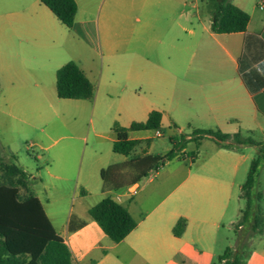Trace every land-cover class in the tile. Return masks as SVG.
I'll use <instances>...</instances> for the list:
<instances>
[{
  "label": "crops",
  "instance_id": "obj_1",
  "mask_svg": "<svg viewBox=\"0 0 264 264\" xmlns=\"http://www.w3.org/2000/svg\"><path fill=\"white\" fill-rule=\"evenodd\" d=\"M231 1L249 15L244 31L213 32L209 6H203L200 0H102V4L126 25L130 15L135 14L138 24L130 29V36L143 43L135 45L131 37L117 41L116 62L125 64L140 86L168 84L177 78L180 93L186 94V101L194 105V115L203 125L216 126L213 128L230 134L258 132L260 139L256 140L264 142V0ZM66 28L72 29L73 24ZM155 52L166 57L167 65L157 56L153 58ZM175 60L179 62L178 71L173 65ZM78 67L89 79L85 69ZM5 68L8 86L0 103V151L13 155L16 163L15 140L23 139L28 126L34 128L40 116L36 103L33 111H28L24 101L27 94L37 98L45 92L32 78L24 84L18 61H10ZM151 110L156 109L148 107L146 118ZM159 112L161 124L163 113ZM187 121L193 123L192 118ZM134 131L144 130L129 131V138H149L131 135ZM204 139L195 144L190 164L180 163L182 148L157 170H150L144 180L116 190L102 191L101 177L91 189L84 176L88 184L84 182L81 193H93L98 202L113 191L114 196L110 197L136 220L135 228L119 242L111 241L90 218L89 207L85 215L71 210L61 219L44 209L67 245L73 264H214L227 247L231 232L236 231L243 205L239 196L240 170L249 153L245 148L227 149L215 143L214 148L201 155L197 148ZM72 148L74 144L66 142L52 150L47 167L54 164L56 170L64 171L73 165ZM141 150L152 154L148 147ZM128 158L125 156L120 162ZM100 161L94 164L99 176L101 168L107 166ZM170 162L174 163L163 171ZM78 171L79 178L81 165ZM132 187L136 188L135 193L130 192ZM262 194L264 209V184ZM71 217L75 223L79 219L84 224L69 229ZM180 218L185 219V228L175 235L173 226ZM247 250L244 264H264V235L252 236Z\"/></svg>",
  "mask_w": 264,
  "mask_h": 264
},
{
  "label": "rangeland",
  "instance_id": "obj_2",
  "mask_svg": "<svg viewBox=\"0 0 264 264\" xmlns=\"http://www.w3.org/2000/svg\"><path fill=\"white\" fill-rule=\"evenodd\" d=\"M75 1L77 12L73 28L67 29L39 0H0V103L8 86L5 67L16 60L25 79L24 84H29L32 78V82L36 81L45 92L37 98L27 94L24 101L28 111H33L36 103L40 116L34 128L28 126L23 139L15 140L16 163L29 175V183L44 209L49 214L53 211L58 219L65 218L71 210L85 215L86 209L97 202L98 196L93 193H81L84 182L87 183L84 176L88 177L91 189L95 181H100L94 167L97 160L106 166L124 159L125 156L111 150V141L116 136L112 129L115 123L127 127L132 121H144L150 106L162 111L158 128L160 135H156L155 129L131 132L133 136L149 137L147 145L143 143L136 147L132 155L142 154L141 148L148 147L150 153L163 156L173 147L171 138L179 139L194 128L216 127H206L197 120L195 107L186 101V94L180 93L177 78L170 77L173 82L168 84L140 86L125 64H117L115 45L120 39L122 42L124 38L131 37L130 29L138 24L135 14L130 15L126 25L116 19L115 12L107 9L102 0ZM200 1L203 6L208 4V0ZM131 38L135 45L143 43V40ZM155 56L167 65L166 57L159 53L153 58ZM69 60L87 72L93 86L90 97L75 100L56 95L55 68ZM173 65L178 71V60ZM190 118L193 123L187 121ZM242 135L260 139L258 132H242ZM66 142L74 144L70 154L74 164L64 171L56 170L54 164L49 169L50 152ZM214 145L212 139L205 138L197 151L205 154ZM245 149L249 157L240 170L242 182L256 151L254 146ZM195 151V143L187 142L180 153L183 156L180 163H189V157ZM0 155L5 153L0 151ZM171 163L174 162L165 166L163 171L168 170ZM263 184L264 164L259 170L256 189L262 190ZM107 195L113 197L114 192ZM252 234L249 225L240 226L235 233L231 232L227 246L235 248L240 236L242 250L246 251Z\"/></svg>",
  "mask_w": 264,
  "mask_h": 264
},
{
  "label": "trees",
  "instance_id": "obj_3",
  "mask_svg": "<svg viewBox=\"0 0 264 264\" xmlns=\"http://www.w3.org/2000/svg\"><path fill=\"white\" fill-rule=\"evenodd\" d=\"M66 27L73 24L77 11L75 0H39ZM211 30L215 33L244 31L249 15L231 0H208ZM56 94L59 98H88L93 86L78 65L69 60L55 72ZM161 113L151 110L144 121H132L127 127L115 123L112 129L116 138L112 151L129 156L123 162L112 163L100 170L101 190H116L133 184L146 176L150 170H157L165 160L171 159L184 148L187 142L198 144L204 138L212 139L219 147L242 150L248 146L256 148L251 158L245 180L240 186V209L236 228L249 225L252 236L264 235V209L262 190L256 189L259 170L264 164V142L240 132L226 133L218 128H194L179 139L171 138L173 147L163 156L142 153L132 155L141 143L147 145L149 138H129L131 130H157ZM132 155V156H131ZM183 157V156H181ZM10 154L0 155V264H73L70 251L61 236L57 234L41 201L35 195L26 172L14 162ZM21 190L24 193H21ZM88 214L104 234L113 242L121 241L136 226V220L128 210L105 196L88 208ZM71 217L69 229L80 228L83 220L76 223ZM185 228V219L180 218L173 226V233L180 235ZM241 239V240H240ZM239 241V242H238ZM235 248L227 246L216 257L214 264H244L248 250L243 251L238 236Z\"/></svg>",
  "mask_w": 264,
  "mask_h": 264
},
{
  "label": "built area",
  "instance_id": "obj_4",
  "mask_svg": "<svg viewBox=\"0 0 264 264\" xmlns=\"http://www.w3.org/2000/svg\"><path fill=\"white\" fill-rule=\"evenodd\" d=\"M160 134H161L160 131L159 130H156V135L158 136ZM130 192L131 193H135L136 192V188L135 187L130 188Z\"/></svg>",
  "mask_w": 264,
  "mask_h": 264
}]
</instances>
